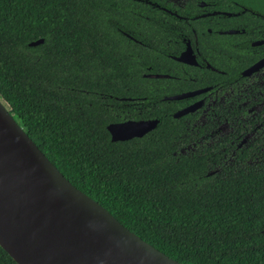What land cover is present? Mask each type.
<instances>
[{
    "label": "trees",
    "instance_id": "16d2710c",
    "mask_svg": "<svg viewBox=\"0 0 264 264\" xmlns=\"http://www.w3.org/2000/svg\"><path fill=\"white\" fill-rule=\"evenodd\" d=\"M108 3L0 0V99L72 185L157 250L184 264H264V167L209 176L204 161L172 155L164 127L111 141L103 97L124 70L140 95L144 57L113 39ZM0 264L17 263L0 247Z\"/></svg>",
    "mask_w": 264,
    "mask_h": 264
},
{
    "label": "flooded vegetation",
    "instance_id": "af4514ba",
    "mask_svg": "<svg viewBox=\"0 0 264 264\" xmlns=\"http://www.w3.org/2000/svg\"><path fill=\"white\" fill-rule=\"evenodd\" d=\"M108 1L113 39L124 54L134 44L144 57L140 95L131 94L127 70L112 78L113 93L103 97L108 126L156 121L127 141L172 130V155L204 161L209 176L238 180L261 171L264 0Z\"/></svg>",
    "mask_w": 264,
    "mask_h": 264
},
{
    "label": "water",
    "instance_id": "95a60500",
    "mask_svg": "<svg viewBox=\"0 0 264 264\" xmlns=\"http://www.w3.org/2000/svg\"><path fill=\"white\" fill-rule=\"evenodd\" d=\"M43 43L40 39L30 46ZM155 128L156 121H143L112 124L108 131L111 141L118 142ZM0 247L17 264H184L72 185L1 99Z\"/></svg>",
    "mask_w": 264,
    "mask_h": 264
}]
</instances>
